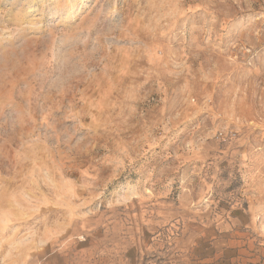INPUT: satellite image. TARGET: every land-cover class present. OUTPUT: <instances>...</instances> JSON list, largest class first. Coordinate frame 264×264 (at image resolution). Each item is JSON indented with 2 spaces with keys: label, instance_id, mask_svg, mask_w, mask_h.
<instances>
[{
  "label": "rangeland",
  "instance_id": "rangeland-1",
  "mask_svg": "<svg viewBox=\"0 0 264 264\" xmlns=\"http://www.w3.org/2000/svg\"><path fill=\"white\" fill-rule=\"evenodd\" d=\"M0 264H264V0H0Z\"/></svg>",
  "mask_w": 264,
  "mask_h": 264
},
{
  "label": "built area",
  "instance_id": "built-area-1",
  "mask_svg": "<svg viewBox=\"0 0 264 264\" xmlns=\"http://www.w3.org/2000/svg\"><path fill=\"white\" fill-rule=\"evenodd\" d=\"M220 135H221L222 137H224V134H223V133H221Z\"/></svg>",
  "mask_w": 264,
  "mask_h": 264
}]
</instances>
